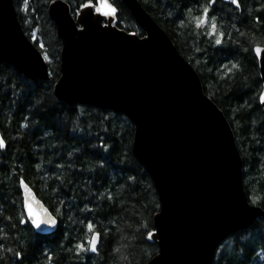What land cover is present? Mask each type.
I'll list each match as a JSON object with an SVG mask.
<instances>
[{
  "label": "trees",
  "instance_id": "1",
  "mask_svg": "<svg viewBox=\"0 0 264 264\" xmlns=\"http://www.w3.org/2000/svg\"><path fill=\"white\" fill-rule=\"evenodd\" d=\"M53 1L29 0L24 11L23 0H13L23 32L49 57V80L30 81L0 62V133L7 141L0 152V264H145L158 251L147 235L154 230L153 218L159 211L157 191L133 155L134 127L125 116L92 106H68L54 96L61 41L48 15ZM63 1L74 18L85 3ZM138 1L223 112L242 158L245 194L264 210V112L258 103L262 84L252 51L255 45L264 46V0H239L240 7L215 0L210 16L217 17V32L225 33L220 46L206 35V27L197 30L185 15L189 7L193 15L199 14L198 6L207 0ZM109 2L117 8L114 24L143 37L120 0ZM180 19L184 25H179ZM229 62L238 68L225 74L221 65L231 68ZM21 176L58 218L53 234L39 235L29 223L19 222L26 220ZM250 197L258 198L255 204ZM86 204L91 211H82ZM89 220L101 232L99 252L76 256L73 245L88 237ZM17 252L22 256L16 257ZM213 264H264V220L226 239Z\"/></svg>",
  "mask_w": 264,
  "mask_h": 264
},
{
  "label": "water",
  "instance_id": "2",
  "mask_svg": "<svg viewBox=\"0 0 264 264\" xmlns=\"http://www.w3.org/2000/svg\"><path fill=\"white\" fill-rule=\"evenodd\" d=\"M120 2L143 37L119 29L116 18L108 24L94 10L80 15L79 9L74 18L65 1L49 4L61 41L54 96L68 106L121 114L132 123L133 155L152 179L160 205L154 236L148 237L158 251L145 264H213L220 245L264 220V210L245 194L233 131L193 67L138 0ZM253 53L262 92L264 55ZM0 62L30 81L49 80L47 63L23 32L13 0H0ZM258 103L264 112L259 97ZM21 197L26 220L25 198L37 216L51 213L29 185ZM29 225L45 236L58 226Z\"/></svg>",
  "mask_w": 264,
  "mask_h": 264
},
{
  "label": "snow or ice",
  "instance_id": "3",
  "mask_svg": "<svg viewBox=\"0 0 264 264\" xmlns=\"http://www.w3.org/2000/svg\"><path fill=\"white\" fill-rule=\"evenodd\" d=\"M215 0H207V3L204 5H199V14L193 15L192 14V9L189 7L185 10V15L186 18L190 19V21L193 23V26L199 30L201 27H206L208 29L206 35L209 37H215V45L220 46L223 44L224 39H225V33L221 30L217 32V17L215 15H211L210 13L212 12V5L214 4ZM231 3L233 5H236V7H240L239 0H231ZM29 4V0H23L22 4V10L27 11V6ZM80 15L83 14V10H89L91 13L94 10V13L97 16H103L105 18H108V24L112 23V19L116 18L117 16V8L113 6L112 3L109 2V0H85V3L81 4L80 6ZM211 21V23H209ZM101 24L103 23L102 21H99ZM256 22L260 23V17H256ZM79 23V21H78ZM179 25H184L185 20L180 19L178 21ZM107 27V25H104ZM81 27H86L85 25H81ZM235 28V25H233ZM134 35V34H133ZM231 34L229 33V36ZM243 35V33H241ZM32 39L35 40L36 38V31L33 30L31 33ZM41 48H43V45H40ZM252 51L256 53L257 56H262L264 55V48H261L259 45H255L252 48ZM43 59L47 61L49 57L47 54L43 56ZM231 63V68H227L225 65H221V68L225 69V74L231 73L233 69H237L238 65L233 62ZM259 101L261 104H264V91L259 93ZM22 127L24 126L23 124L21 125ZM107 147V145H105ZM7 148V141L5 140L4 136L2 133H0V152L6 150ZM37 168L40 167L39 164L36 165ZM57 167H62L61 165H57ZM57 180L60 179L59 176L55 177ZM131 179V177H129ZM19 186L21 190V194L24 195V190L28 188V185L26 181L24 180L23 176L19 177ZM55 192L56 189H53ZM108 199L109 201L112 200V195L111 192L108 193ZM252 200L253 204L256 203V200L258 199L257 197H250ZM61 204L64 203V201H60ZM24 207L27 211V220H25L23 217L20 219V223H30L34 228L39 230L42 225H46L49 228H55L58 224V218L51 213L48 212V210H44L43 215L37 216L34 212L32 207L29 205V202L27 198L24 199ZM157 208H159V204L156 205ZM59 212L60 210L57 209ZM82 211H91V209L88 208V205L86 204L84 206V209ZM85 231L89 233L88 237L85 240L82 241H77L74 245L73 248L75 250V255L76 256H81L83 253H93L97 254L99 252L98 245L101 240V232L95 230V225L92 220H89L87 224L85 225ZM105 232H107V229H105ZM149 238H152L154 236V231H149L147 233ZM16 257H21L22 253L17 252L15 253ZM49 259H51V256H49Z\"/></svg>",
  "mask_w": 264,
  "mask_h": 264
}]
</instances>
